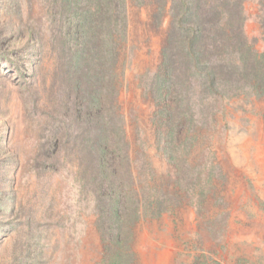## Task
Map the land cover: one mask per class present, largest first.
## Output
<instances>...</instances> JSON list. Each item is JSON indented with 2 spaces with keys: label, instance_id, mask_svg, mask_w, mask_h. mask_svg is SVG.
Wrapping results in <instances>:
<instances>
[{
  "label": "rangeland",
  "instance_id": "rangeland-1",
  "mask_svg": "<svg viewBox=\"0 0 264 264\" xmlns=\"http://www.w3.org/2000/svg\"><path fill=\"white\" fill-rule=\"evenodd\" d=\"M51 3L0 0V264L103 260L95 185L79 168L85 126L75 97L56 84ZM244 11L246 38L264 53V8L249 0ZM148 13H131L119 108L133 158L152 167L148 184L172 201V212L137 225L136 264H264V99L247 90L196 102L195 142L179 175L153 123L148 87L165 31Z\"/></svg>",
  "mask_w": 264,
  "mask_h": 264
},
{
  "label": "trees",
  "instance_id": "trees-1",
  "mask_svg": "<svg viewBox=\"0 0 264 264\" xmlns=\"http://www.w3.org/2000/svg\"><path fill=\"white\" fill-rule=\"evenodd\" d=\"M247 1L52 0L53 50L61 61L56 84L61 80L75 97L85 126L79 168L95 185L101 264H136L137 225L172 212V201L148 184V171L155 181L152 167L133 158L119 108L132 11H148L150 25L165 31L148 95L157 107L158 142L165 134L164 152L180 175L195 142L196 102L233 99L247 90L264 99V53L245 35ZM30 32L44 52L43 38Z\"/></svg>",
  "mask_w": 264,
  "mask_h": 264
}]
</instances>
